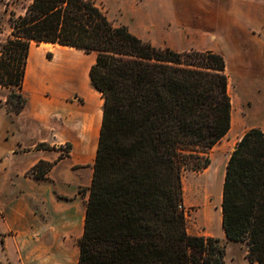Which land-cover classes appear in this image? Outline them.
<instances>
[{
    "label": "trees",
    "instance_id": "trees-1",
    "mask_svg": "<svg viewBox=\"0 0 264 264\" xmlns=\"http://www.w3.org/2000/svg\"><path fill=\"white\" fill-rule=\"evenodd\" d=\"M9 20L0 86L14 113L27 104L33 41L97 53L90 79L104 98L103 120L78 264H227L219 237L188 231L182 182L185 168L209 166L231 129L224 55L156 47L114 25L94 0H31ZM54 165L41 160L30 173L44 179ZM221 209L227 240L264 264V130H247L231 153Z\"/></svg>",
    "mask_w": 264,
    "mask_h": 264
},
{
    "label": "crops",
    "instance_id": "crops-1",
    "mask_svg": "<svg viewBox=\"0 0 264 264\" xmlns=\"http://www.w3.org/2000/svg\"><path fill=\"white\" fill-rule=\"evenodd\" d=\"M9 1L0 3V12L24 14L31 3L26 0L21 10ZM94 1L114 25L127 26L156 47L222 53L235 115L243 111L239 107H259L258 120L245 127L264 130V0ZM96 59L95 51L33 41L23 84L27 104L20 113L8 109L9 89L0 86V264L79 262L89 198L82 190L91 185L92 172L85 181L73 171L89 162L90 142L98 146L104 98L91 79L75 82L57 65L72 62L77 65L74 74H90ZM234 85L242 95L235 100ZM238 125L236 115L232 138ZM41 160L55 162L44 179L30 173ZM219 238L228 242L227 264H257L248 260L242 242H237L239 261L229 262L232 242L225 233Z\"/></svg>",
    "mask_w": 264,
    "mask_h": 264
},
{
    "label": "rangeland",
    "instance_id": "rangeland-1",
    "mask_svg": "<svg viewBox=\"0 0 264 264\" xmlns=\"http://www.w3.org/2000/svg\"><path fill=\"white\" fill-rule=\"evenodd\" d=\"M5 0H0V3H3ZM17 2L18 8L24 9L27 6V1L19 2L18 0H10L11 2ZM13 11V10H12ZM17 13V12H15ZM11 12H0V41H3L7 38V36L11 32V23L9 20ZM10 93V90L9 92ZM234 100L237 98H241L242 95L237 85H234L233 89ZM16 99L13 98V103H15ZM242 111V116L244 120V127L251 125L252 123L258 120V115H260V108L259 107H239ZM249 130L247 127L243 128L242 130L238 131L236 138H232L230 135H226L216 146H214L210 152L211 163L208 167L202 168L200 170H194L192 167H187L182 171V182H183V203H184V210L187 219V228L188 231L192 234L197 235H208V236H215L221 237L224 236V230L222 227V223L220 222V213H221V204L222 200L220 201V194L223 191V184L222 175L219 177L215 188L213 189L214 194H210L207 198L206 202H199L197 200V195L193 191V189H197V187L202 186L203 190L207 188L209 180H211V175L209 170L211 168V164L213 162V157L217 156L219 158L223 157V154L220 153L218 150H222L224 148L227 149L226 156L229 157L233 150L235 149L237 143L239 142L240 138L244 135V133ZM70 150V147L66 148ZM75 158L71 159V162H74ZM93 162L91 160L86 163L77 164L74 168L73 174L76 178L84 177L85 181L87 180L88 176L90 175V170L93 176ZM66 164H63L59 167V172H61L62 168H64ZM85 193L89 192L88 186L83 187ZM205 191L203 192V197L205 196ZM207 207L210 208L211 212V219L205 216ZM4 228V224L0 220V230ZM227 245V241H222ZM243 245V244H242ZM243 247V246H242ZM242 255V250L237 242H232L228 247V260L229 262L232 259L237 263Z\"/></svg>",
    "mask_w": 264,
    "mask_h": 264
},
{
    "label": "bare ground",
    "instance_id": "bare-ground-1",
    "mask_svg": "<svg viewBox=\"0 0 264 264\" xmlns=\"http://www.w3.org/2000/svg\"><path fill=\"white\" fill-rule=\"evenodd\" d=\"M57 70H59V72L61 71L62 68L65 69V75H68V78H72L73 76H75L76 81L75 82H79L81 84H88L90 81V74L89 71L86 73H81V74H74V70L76 71L77 69V65L75 63L72 62H64V63H60L59 65H57ZM242 112H237V119H239V125H238V130H242L244 128V120L242 117ZM235 113L233 111V108L231 109V117H232V121H231V129H230V134L231 137H233V130L234 128V120H235ZM236 138V137H234ZM220 153L223 154V157L219 158L217 156L213 157V162L211 164V168L209 170V173L211 175V180H209L208 186L207 188H205L203 190L202 186H198L197 189H193V191L195 192V194L197 195V200L199 202H206L207 198L210 196V194L212 193L214 194V188L215 185L219 179V177L222 175V181H224L225 179V172H226V166H227V159L228 157L226 156L227 154V149L224 148L222 150H218ZM97 152V142H95L94 140L90 142L89 144V148H88V153H89V158L88 161L94 160L95 155ZM205 191V196L203 197V192ZM220 201L223 198V191L220 194ZM205 216L209 219H211V212H210V208L207 207ZM220 222L222 223V209H221V213H220ZM223 227V226H222Z\"/></svg>",
    "mask_w": 264,
    "mask_h": 264
},
{
    "label": "water",
    "instance_id": "water-1",
    "mask_svg": "<svg viewBox=\"0 0 264 264\" xmlns=\"http://www.w3.org/2000/svg\"><path fill=\"white\" fill-rule=\"evenodd\" d=\"M236 148V147H235Z\"/></svg>",
    "mask_w": 264,
    "mask_h": 264
}]
</instances>
